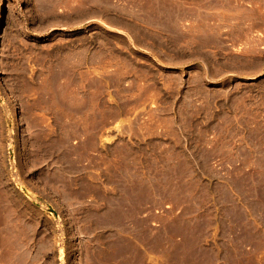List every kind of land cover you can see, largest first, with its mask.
Returning a JSON list of instances; mask_svg holds the SVG:
<instances>
[{
  "label": "rangeland",
  "instance_id": "374dc122",
  "mask_svg": "<svg viewBox=\"0 0 264 264\" xmlns=\"http://www.w3.org/2000/svg\"><path fill=\"white\" fill-rule=\"evenodd\" d=\"M0 1V264H264V0Z\"/></svg>",
  "mask_w": 264,
  "mask_h": 264
},
{
  "label": "crops",
  "instance_id": "0c3cea01",
  "mask_svg": "<svg viewBox=\"0 0 264 264\" xmlns=\"http://www.w3.org/2000/svg\"><path fill=\"white\" fill-rule=\"evenodd\" d=\"M150 253L148 252V255H149Z\"/></svg>",
  "mask_w": 264,
  "mask_h": 264
},
{
  "label": "bare ground",
  "instance_id": "6f19581e",
  "mask_svg": "<svg viewBox=\"0 0 264 264\" xmlns=\"http://www.w3.org/2000/svg\"><path fill=\"white\" fill-rule=\"evenodd\" d=\"M1 2V1H0ZM0 6H1V4H0Z\"/></svg>",
  "mask_w": 264,
  "mask_h": 264
}]
</instances>
